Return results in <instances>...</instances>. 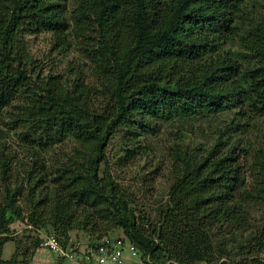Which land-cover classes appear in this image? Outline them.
I'll list each match as a JSON object with an SVG mask.
<instances>
[{"label": "trees", "instance_id": "16d2710c", "mask_svg": "<svg viewBox=\"0 0 264 264\" xmlns=\"http://www.w3.org/2000/svg\"><path fill=\"white\" fill-rule=\"evenodd\" d=\"M56 1L0 0V107L19 99L12 119L38 137L29 139L36 148L62 140L54 135L74 145L51 182L46 173L38 174L36 161L17 180L10 157L1 154L0 264H28L40 243L33 242L19 260L24 248L10 237L13 220L32 228L49 225L64 237L71 230L99 231V240L119 229L154 263L203 259L213 250L211 233L224 224L238 225L245 202L238 191L240 149H226L224 133L205 155L175 153L169 203L150 232L128 209L109 173L99 176L98 166L105 163L108 137L119 129L135 134L147 131L149 121L172 115L217 114L246 96L264 117V26L244 39L256 64L245 71L243 88L238 63L218 47L238 32L232 25L244 0H75L71 32L84 43L92 73L110 95L105 112L94 109L92 88L79 77L69 86L55 75H33L27 37L45 32L64 43L66 21ZM260 159L264 163V153ZM260 234L257 251L264 250V222ZM8 242L15 252L4 261Z\"/></svg>", "mask_w": 264, "mask_h": 264}, {"label": "rangeland", "instance_id": "374dc122", "mask_svg": "<svg viewBox=\"0 0 264 264\" xmlns=\"http://www.w3.org/2000/svg\"><path fill=\"white\" fill-rule=\"evenodd\" d=\"M56 3L61 5L66 21L64 43L60 46L52 35L45 32L27 37V51L32 61L31 67L34 69L33 75L34 77L37 73L42 77L55 75L61 82L69 83V86L79 77L84 84L92 88L90 98L94 109L107 112L112 105L110 95L93 75L91 63L82 50L84 43L71 32L74 28L71 14L76 2L57 0ZM260 25L264 26V0H244L234 15L232 25L238 32L227 36L225 45L218 47L220 51L228 52L238 63L237 77L243 88H247L245 71L252 69L256 64L253 54L247 50L244 39ZM18 101L16 98L10 105L0 107V157L2 153L10 157L9 168L17 180L23 177L36 161L40 169L38 174L46 173L48 181L51 182L52 177L57 174V169L61 168L73 154V142L69 138L54 135L53 139L62 140L52 146L36 148L37 145L29 139L38 137L31 135V129L17 126L12 119ZM242 101L239 105L231 106L217 114L172 115L167 119L152 120L148 122L147 131L137 130L135 134L126 129H119L108 137L104 146L105 163L98 166L99 176L106 171L109 173L120 194L125 198L128 209L136 218L143 219L142 224L148 232L151 231L150 225L158 224L159 213L169 203V187L175 179V169L178 166L176 152H189L190 155L207 153L217 136L222 133L224 139H229L230 144L226 149L228 147L240 149L237 162L238 191L245 202L241 200L242 215L238 220L239 224H224L221 229L212 232L213 250L203 259L190 264L236 262L253 264L251 263L253 259L264 264V250L257 251L260 243L263 244L259 238L264 222V163L260 159L264 153V117L255 114L253 101L248 96ZM34 130L38 135L39 130ZM2 185L0 175V198ZM10 233L11 239L20 241L23 245L24 249L18 253L19 260L23 251H32L33 242L37 240L41 243L43 238L49 236H55L61 245L68 244L72 248L107 240L114 244H130L139 250L119 229L107 232L99 240L98 236L101 235L99 231L97 233L91 231L92 235L79 229L71 230L67 237H64L55 233L49 225L32 228L26 223L13 220L10 224ZM40 243L36 249H39L41 256L39 254L35 261L43 259L53 264L66 263L41 248ZM219 249L222 253L217 252ZM139 251L145 256L141 250ZM14 252V243H6L2 251V260L9 261ZM162 263L180 264L171 260ZM29 264L36 263L33 261Z\"/></svg>", "mask_w": 264, "mask_h": 264}, {"label": "built area", "instance_id": "2783aa9c", "mask_svg": "<svg viewBox=\"0 0 264 264\" xmlns=\"http://www.w3.org/2000/svg\"><path fill=\"white\" fill-rule=\"evenodd\" d=\"M40 247L63 259L66 264H161L153 263L130 244H114L107 240L72 248L64 247L58 238L49 236L42 239Z\"/></svg>", "mask_w": 264, "mask_h": 264}, {"label": "crops", "instance_id": "0c3cea01", "mask_svg": "<svg viewBox=\"0 0 264 264\" xmlns=\"http://www.w3.org/2000/svg\"><path fill=\"white\" fill-rule=\"evenodd\" d=\"M40 254V256H41V253H39V249L37 250H35V252H34V254H33V256H32V258H31V260H30V262H33L34 261V263H36V264H53L52 262L50 263L48 260H40V259H38L37 261H35L36 260V258H38L37 256ZM39 256V257H40ZM30 262H28V264L30 263ZM66 264V263H65ZM69 264H71V263H69Z\"/></svg>", "mask_w": 264, "mask_h": 264}]
</instances>
